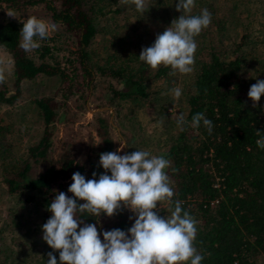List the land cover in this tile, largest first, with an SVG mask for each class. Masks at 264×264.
Returning <instances> with one entry per match:
<instances>
[{"label":"trees","instance_id":"trees-1","mask_svg":"<svg viewBox=\"0 0 264 264\" xmlns=\"http://www.w3.org/2000/svg\"><path fill=\"white\" fill-rule=\"evenodd\" d=\"M2 1L15 3V0H0ZM36 2L38 0L28 3ZM241 2L242 0H219L217 4L213 0L208 4V0H195V7L190 14L197 15L207 8L212 14V22L195 37L198 48L191 73L192 90L186 94L185 117L189 123L178 129L176 136L171 137L174 142L164 154L170 161V167L166 171L175 193L169 206L173 209L175 200L182 201V207L198 221L195 246L204 257L202 264H264V261L258 263L255 258L256 255L264 256V150L256 145V140L259 139L256 129L264 132V107L259 101V107L253 108V101L248 97L251 85L257 79H264V72L261 77L258 75L264 71V57H251L256 42L248 25L243 22L235 25L232 23L240 16H249L256 11H252V8H240ZM129 3L130 0L128 3H121V0H59L58 6H55L45 2L52 21L60 23L68 31L78 33V51L74 60L77 67L71 68L69 73L64 67H60L59 62L52 63L45 59L49 54L46 43L38 49L41 61L35 62L19 46L22 24L10 19L0 20V46L11 56L15 85L13 95H8L6 88L0 86V103H13L19 94L21 82L40 75L57 76L61 81L62 91L65 87L72 93V89L78 90L79 87L76 79L79 74L74 73L78 67L88 81L99 73L118 82L119 86H110L112 100H141L148 97V80L162 77L170 68L161 66L150 74L149 66L144 63L137 65L133 59L136 57L135 53H104L92 60L87 52L99 32L91 12L92 7L108 8L113 14H120ZM176 3L178 0H146L144 13L157 19V23H164L182 15L176 11ZM131 6L134 10L135 5L131 3ZM159 7L163 8L160 13ZM221 7L225 10H221ZM172 12L174 16L170 15ZM262 14L264 15L263 11ZM132 16L129 18L132 19ZM155 19L151 22L156 24ZM137 26L135 24V27L129 29L130 34H136ZM147 26L145 25V30L148 29ZM238 26H241V31L236 38L229 29ZM214 32L218 33L215 35L217 39L222 36L220 41L210 35ZM225 36L230 37L228 45L222 41ZM48 40L46 38L42 41ZM118 40L125 39L121 37ZM254 60H258L255 61L258 62L257 67L251 69H255V76L258 77H245L247 67ZM63 95L67 97L66 93ZM34 103L43 116V135L38 142L29 146L28 155L19 170L15 171V165L7 170L9 175L4 178V183L9 193L28 195L27 200L34 199L37 193L42 195L44 224L51 216L47 206L56 192L73 195L67 192L73 181L65 183L73 173L78 171L86 179H92L93 172H103L100 166H90L86 170L85 165L74 162L69 151H64L57 160L58 166L51 164L36 177L30 176L32 163L45 159L52 145L49 142L50 126L55 122L58 107V102L48 96L36 98ZM196 113H204L213 122L211 134L202 123L199 128L190 126L191 118ZM93 120L96 123L95 133L101 141L98 143V152L112 151L116 143L106 119L94 117ZM80 218L86 223H97L101 240L103 230L119 228L127 231L129 228L122 220L115 222L113 219L99 218L97 222L98 217L87 214Z\"/></svg>","mask_w":264,"mask_h":264},{"label":"rangeland","instance_id":"rangeland-1","mask_svg":"<svg viewBox=\"0 0 264 264\" xmlns=\"http://www.w3.org/2000/svg\"><path fill=\"white\" fill-rule=\"evenodd\" d=\"M29 1L32 0H15V3L0 2V20L10 19L21 23L28 16H36L55 23L45 2L58 6L59 0H38L36 3H28ZM211 1L213 0H208V4ZM214 1L219 4V0ZM131 7L130 2L124 11H120V14H113L112 10H107L108 8L92 7L94 22L99 30L87 48L92 60L104 53L116 52L119 55L135 53L136 57L134 56L133 59L139 65L143 63L139 60L142 48L151 46L156 35L163 33L175 19L157 23V19L150 17L149 13H138L135 7H133L134 10ZM239 7L256 10L249 16L247 14L240 16L232 23L235 25L243 22L248 25L256 42L251 57L260 55L262 59L264 57V15L262 14L264 0H242ZM158 9V13L163 10L162 7ZM7 10L14 11L17 18H10ZM170 15L174 16V13ZM131 16L132 19L129 18ZM216 17L220 18L219 15ZM153 19L156 24L151 22ZM55 24L56 31L49 33L47 42L41 40L40 47L46 43L49 54L45 59L59 62L60 67H64V70L69 73L71 68L77 67L74 60L78 51V33L66 30L60 23ZM135 24H138L136 34H130L129 29L135 27ZM145 25H148L146 30ZM240 25L244 26V24ZM241 26L229 29L234 37H239ZM119 31L123 33H117ZM210 35L218 41L222 37L217 39L215 35L218 33L215 32ZM121 37L125 40H118ZM222 41L228 45L230 37L225 36ZM38 49L27 52V55L37 63L41 61ZM255 61L258 60H254L252 65L247 67L245 77L255 76V69H251L257 67L258 62ZM148 69L150 74L155 72L150 67ZM0 72H3L5 77L0 86L6 88L8 95H13L15 93L13 63L11 56L2 46H0ZM77 72L79 75L76 79L79 87L78 90L72 89V93L65 87L62 91L61 81L57 76L40 75L32 80L21 82L19 94L13 103H0V264H47L49 252H54L59 264V251L51 249L42 239L44 213L42 195L37 193L34 199L27 200L28 195L9 193L4 183V178L9 175L7 170L13 165L16 166L15 171L19 170L28 155L29 146L38 142L43 135L45 125L41 112L35 106L36 98L52 97L58 102V107L55 122L50 126L49 142L52 145L48 149L46 158L32 163L30 167V176L34 177L51 164L58 166L57 160L61 158L64 151H69L74 162L85 165L86 170L90 166L98 168L100 153L97 147L101 141L95 133L94 117H103L109 124L110 133L116 143L112 151H116L122 145L124 148L120 155L136 150H147L153 155L164 156L168 146L174 142L171 137L176 136L178 129L181 128L176 124L177 115L187 113L186 94L192 90L191 73L177 72L173 76L169 75L171 72L169 69L162 77L148 80V97L141 100H112L110 86H119L118 82L110 77H103L99 73L88 81L79 67L74 71L75 74ZM263 72L258 75L261 77ZM173 87L181 88L182 96L179 99L174 98L170 93ZM63 93H66L67 97ZM260 103L264 107V96L261 97ZM100 167L104 172L102 166ZM71 178L65 183L72 180ZM158 208L162 216L167 215V212L171 210L168 201L161 202ZM132 215L133 213L128 209H124L113 217L102 215L100 218L113 219L115 222L122 220L130 228L134 223V220L129 219ZM255 258L258 259V263L264 261L263 255H256Z\"/></svg>","mask_w":264,"mask_h":264},{"label":"clouds","instance_id":"clouds-1","mask_svg":"<svg viewBox=\"0 0 264 264\" xmlns=\"http://www.w3.org/2000/svg\"><path fill=\"white\" fill-rule=\"evenodd\" d=\"M130 2L137 11H146V0ZM194 7L195 0H178L176 11L182 15L158 33L151 46L142 48L139 60L153 70L161 66L170 68L169 75L173 76L177 72L192 73L198 48L195 37L212 22L207 8L191 15ZM7 15L17 18L12 10H7ZM21 23L19 46L25 52L39 48L40 41L57 29L55 23L36 16H28ZM4 79L0 72V83ZM170 93L176 99L182 96L179 87H173ZM262 96L264 79H257L248 91L253 108L259 107ZM188 123L184 114L177 115L178 127ZM201 123L211 134L214 125L204 113L192 116L191 127L199 128ZM256 136L257 147L264 150V132L256 129ZM123 148L121 145L116 151L100 153L99 165L105 171L93 172L92 179L78 171L73 173V182L67 189L73 195L57 191L47 206L51 216L42 225V239L59 251V264H202L204 257L195 246L198 221L182 207L183 202L175 200L167 215L159 214L158 205L172 202L175 194L166 171L170 161L147 150L120 155ZM124 209L133 213L129 217L134 220L133 225L127 231L103 230V240L97 223H86L80 218L87 214L98 217L99 222L102 215L113 217ZM47 264H58L54 252L48 253Z\"/></svg>","mask_w":264,"mask_h":264}]
</instances>
